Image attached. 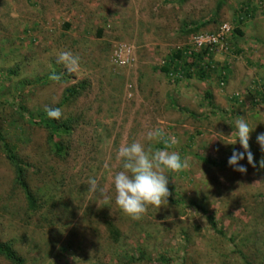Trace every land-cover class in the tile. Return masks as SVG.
<instances>
[{"label": "rangeland", "instance_id": "obj_1", "mask_svg": "<svg viewBox=\"0 0 264 264\" xmlns=\"http://www.w3.org/2000/svg\"><path fill=\"white\" fill-rule=\"evenodd\" d=\"M199 33L220 36L198 49ZM203 49L210 52L198 62L208 65L206 78L161 70L177 50H189L192 63ZM60 51L79 56L77 72L58 62ZM52 73L63 80H50ZM81 82L82 96L61 106L75 123L60 157L47 131L7 103L39 118ZM238 117L254 128L249 146L257 167L241 161L245 174L227 163L233 149L242 151L239 143L224 144L235 139ZM154 127L177 138L171 150L189 167L166 173L167 204L132 220L115 203L117 152L147 143ZM260 133L264 0H0V137L18 143L19 157L31 163L28 183L41 204L29 208L0 138V238L13 241L25 264H121L140 250L149 260L137 264H245L239 251L264 264ZM90 177L110 200L88 191ZM107 221L123 232L120 243L108 238ZM0 264L12 263L0 256Z\"/></svg>", "mask_w": 264, "mask_h": 264}, {"label": "clouds", "instance_id": "obj_2", "mask_svg": "<svg viewBox=\"0 0 264 264\" xmlns=\"http://www.w3.org/2000/svg\"><path fill=\"white\" fill-rule=\"evenodd\" d=\"M58 62L63 64L70 73L78 71L80 58L71 51H60L57 54ZM50 80L59 82L61 76L56 73L50 75ZM47 117L60 120L62 111L58 107L46 110ZM235 139L228 143H239L241 150L233 149L227 163L234 171L241 174L247 172V167L241 161L247 160V165L256 168L257 163L249 146L250 127L246 118L238 117L234 122ZM233 133L230 136L231 137ZM147 143L133 141L121 146L117 152V159L121 162V170L113 177L115 189V203L119 209L132 220H140L147 212L149 206L160 208L167 204L170 195L166 173H179L189 167L187 158H182L176 151L171 150L178 143L174 135H170L162 127H154L146 134ZM256 141L264 152V133L256 137ZM162 145V147H154ZM259 167L264 169V158L259 161ZM88 191L105 200L110 196L103 188L98 186L97 180L90 177Z\"/></svg>", "mask_w": 264, "mask_h": 264}, {"label": "trees", "instance_id": "obj_3", "mask_svg": "<svg viewBox=\"0 0 264 264\" xmlns=\"http://www.w3.org/2000/svg\"><path fill=\"white\" fill-rule=\"evenodd\" d=\"M240 13L243 14V11ZM249 14L251 15L250 12ZM249 14L248 11H246L245 16H250ZM196 30L197 28L190 30V32L192 31L195 32ZM188 52L189 50L188 51L177 50L176 52L172 53L170 56H168L167 62L165 63V65L161 67V70L167 75L178 74V78L181 77L191 78L193 75H198V77L201 79L206 78L208 75L206 67L208 65H206L205 67L201 65L199 66L198 62L199 60L201 61L203 55L210 54L209 50L203 49L202 51L197 53V57L195 59L196 61L192 63H187L185 59V57H189ZM194 54L196 55L195 52ZM188 64L190 67L195 66L196 69L197 68L198 69L196 71H191L190 67H189L190 69L187 68ZM60 80L61 81L63 80L62 77ZM221 81H223V83L225 82L223 77ZM86 87H87L86 82H81L78 85L68 86L63 93L62 103L57 107L61 109V106L63 104L69 105L72 101L78 100L80 96H82L83 90L86 89ZM7 104L10 105L14 109V111H18V114L23 116L25 121H28L29 123L35 124L37 126H41L47 131V143L50 146V148L55 152L56 155L60 157H64L65 154H68L69 146L66 145L64 137L70 136L73 132L75 119H73L72 116H68L66 118L61 117L60 120H53V119H49L47 117L46 110H43L39 118H35L34 116H32V113L28 111L25 105L17 104L15 101L14 102L9 101ZM0 138L2 141L3 152L5 153L6 158L14 168L16 185L20 189H22L23 192L25 193L29 208L33 210L39 209L41 204H39L37 193L33 192V190L31 189L28 183L29 181L28 171L29 168L31 167V163H29L28 161L25 163L19 157L17 152L19 148L18 143H13V141L11 140L7 141V138L3 136ZM210 220L213 226L217 229V223L215 222V219L212 217ZM106 227L108 232V238L110 239L111 243L112 244L120 243L122 240L123 232L121 231L119 226L114 221H107ZM217 231L219 234L224 235V232L222 230L217 229ZM239 252L242 254L243 261L245 262V264H254L251 259L249 260L248 256L244 255L243 251H239ZM0 256L4 257L12 264H25V259L15 249L13 241L11 240L4 241L3 239L0 238ZM161 258L164 260V262H169V260L166 259L165 256H162ZM124 260L125 263L123 261H120V263L137 264L145 260H149V257H147L146 252L144 250H140L139 255L137 257L134 256V254H132L131 256H129V258H126Z\"/></svg>", "mask_w": 264, "mask_h": 264}, {"label": "built area", "instance_id": "obj_4", "mask_svg": "<svg viewBox=\"0 0 264 264\" xmlns=\"http://www.w3.org/2000/svg\"><path fill=\"white\" fill-rule=\"evenodd\" d=\"M222 30L223 32L225 30H228L227 26L224 25L222 27ZM220 35L216 36L214 34H209V35H206V34H197L194 36L193 40H194V45L198 48V49H201L203 48V46H205L206 43H209L210 45H212L213 42H217L218 41V37Z\"/></svg>", "mask_w": 264, "mask_h": 264}]
</instances>
